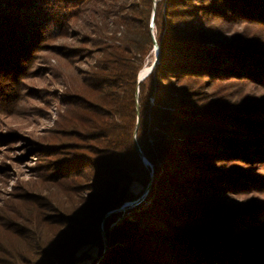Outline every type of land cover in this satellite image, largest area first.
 <instances>
[{
    "label": "trees",
    "instance_id": "1",
    "mask_svg": "<svg viewBox=\"0 0 264 264\" xmlns=\"http://www.w3.org/2000/svg\"><path fill=\"white\" fill-rule=\"evenodd\" d=\"M38 92L0 264H264V0H0V119Z\"/></svg>",
    "mask_w": 264,
    "mask_h": 264
},
{
    "label": "rangeland",
    "instance_id": "2",
    "mask_svg": "<svg viewBox=\"0 0 264 264\" xmlns=\"http://www.w3.org/2000/svg\"><path fill=\"white\" fill-rule=\"evenodd\" d=\"M152 59L153 57H149L146 65H149ZM41 79H28L27 84L35 88L49 89L47 82H44ZM233 87L236 86L233 85ZM41 93L38 92L33 98L27 97L25 102L19 107V115L3 117L0 119V121L7 123V125L9 123V127L13 130H17L21 135H33L35 138H41L44 131L47 128L53 126L52 119L55 120L56 118V105L52 104V107L46 109L45 104L40 101L38 96ZM45 110H47L51 115L49 119L44 115ZM11 144L12 145H8V147H4L2 150H0V163H6L8 165L7 167H3L7 171L5 173L4 171H1L2 173H0L1 192L10 191L15 184L19 185L21 180L28 178L30 169L34 165L33 162H23L21 160L18 161L17 158L21 155H24L25 151H23V147L20 145V143ZM261 171L262 175H264V169H261L260 172ZM256 197L259 201L264 202V189L260 191ZM122 209H124V207ZM127 214L128 213H126V216Z\"/></svg>",
    "mask_w": 264,
    "mask_h": 264
},
{
    "label": "water",
    "instance_id": "3",
    "mask_svg": "<svg viewBox=\"0 0 264 264\" xmlns=\"http://www.w3.org/2000/svg\"><path fill=\"white\" fill-rule=\"evenodd\" d=\"M153 24H154V23H153V15H152V17H151V27H152V28H153ZM153 37H154V35H153ZM158 54H159L158 45L156 44V42H155V40H154L153 59H152V61H151V63H150L149 65H146V64H145V65L147 66L146 69L144 68V67H145V65H144V67L138 72V78H137L138 80H137V83L142 82V81H143V80L149 75V73L152 71V69L154 68V66H155L156 63L158 62ZM138 151L140 152V155H141V157H142L143 162H144L145 164H148L147 159L142 155L140 149H138ZM135 203H136V201H133V202H126V203L123 204L120 208L108 212L107 215H108V214H111V213H114V212H116V211H118V210H123L122 208L124 207V209H125V206H126V205L131 206V205H133V204H135ZM119 221H120V218H118L116 222H119ZM116 222H114L113 224H115ZM113 224H112V225H113Z\"/></svg>",
    "mask_w": 264,
    "mask_h": 264
},
{
    "label": "bare ground",
    "instance_id": "4",
    "mask_svg": "<svg viewBox=\"0 0 264 264\" xmlns=\"http://www.w3.org/2000/svg\"><path fill=\"white\" fill-rule=\"evenodd\" d=\"M145 69L147 68V66L144 67Z\"/></svg>",
    "mask_w": 264,
    "mask_h": 264
}]
</instances>
